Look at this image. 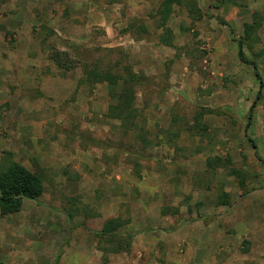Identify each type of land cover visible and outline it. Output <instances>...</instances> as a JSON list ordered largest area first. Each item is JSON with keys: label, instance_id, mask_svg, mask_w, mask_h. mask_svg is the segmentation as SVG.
Masks as SVG:
<instances>
[{"label": "rangeland", "instance_id": "374dc122", "mask_svg": "<svg viewBox=\"0 0 264 264\" xmlns=\"http://www.w3.org/2000/svg\"><path fill=\"white\" fill-rule=\"evenodd\" d=\"M160 2L0 0V171L16 161L44 184L5 215L0 264H59L88 236L91 264H264L262 99L250 112L260 82L264 94V0H197L199 21L175 6L172 46ZM53 48L75 68H57ZM85 64L143 76L134 131L105 117L104 83H79ZM116 216L131 248L105 256L90 230Z\"/></svg>", "mask_w": 264, "mask_h": 264}, {"label": "trees", "instance_id": "16d2710c", "mask_svg": "<svg viewBox=\"0 0 264 264\" xmlns=\"http://www.w3.org/2000/svg\"><path fill=\"white\" fill-rule=\"evenodd\" d=\"M175 6L185 10L193 21H199L203 17L197 0H161L156 12V19L158 21L157 27L163 31L160 42L166 46H172V32L166 26V22L173 13ZM259 26L257 21L243 25V37L238 41L237 52L242 62H247L242 52L243 45L256 33ZM49 59L59 69L71 70L75 68V64L68 57V54L55 48L49 53ZM249 63L252 65L255 75L261 80L256 63L252 61ZM142 79L143 76L133 72L130 66H123L121 70L116 71L109 68L101 69L95 64H85L79 83L89 86L98 83L106 85L109 104L105 117L109 120L118 121L122 131L126 133L137 128L139 113L136 106V86ZM262 87L263 84L260 82L256 99L251 103L250 112L258 99H262L264 106ZM250 124L251 118H248L245 133ZM262 131L264 135V111ZM43 191V177L39 172L30 171L19 162H10L5 169L0 171V215L5 216L18 212L21 209L23 199H37ZM224 203L226 200L221 199L220 204ZM127 223L128 219H122L119 216L109 217L103 221L99 230L89 229L97 239V249L105 256L110 253L129 252L134 234L122 230ZM57 259L56 257L55 261Z\"/></svg>", "mask_w": 264, "mask_h": 264}, {"label": "crops", "instance_id": "0c3cea01", "mask_svg": "<svg viewBox=\"0 0 264 264\" xmlns=\"http://www.w3.org/2000/svg\"><path fill=\"white\" fill-rule=\"evenodd\" d=\"M196 159H199V161H201L203 163L202 158H198L197 157ZM190 162H192V161H190ZM148 175H147V177H148ZM155 176H157V175L153 173L151 179H153ZM142 179H145V177L143 176ZM152 182L155 183V180H152ZM140 187H141L142 190L143 189H148V191H149L148 194L150 193L153 198L157 197V196L159 197V194H158L159 193V188L155 187V185L145 184V185H141ZM170 192L171 191H169V193ZM119 198L120 197H117V199H116L117 202H118ZM166 204L179 206V204H177V202H175V201L172 202L171 199H169V201L167 200ZM6 219L7 218H5V216L0 218V228H1V230H5V228L3 226L5 223L3 221H6ZM128 226H132L134 228L135 223L134 224H129ZM186 226L187 225H184L181 228H185ZM5 232H6V230H5ZM7 232H10V231H7ZM135 232H136V234H138L137 231H135ZM2 234H3V239H5L6 236L10 235V234H8V235L4 234L3 231L1 233V235ZM9 240H10V237H9ZM91 243H92V241H91L90 237L88 236L87 239L84 240V244L82 246V247L85 246L86 249L81 248L80 250H77L76 248L75 249L72 248V249H68L66 251H63L61 254L56 256L59 259L58 263L59 264H91V260L89 259V257L90 256H95V257L97 256V253L93 249V246H92Z\"/></svg>", "mask_w": 264, "mask_h": 264}]
</instances>
